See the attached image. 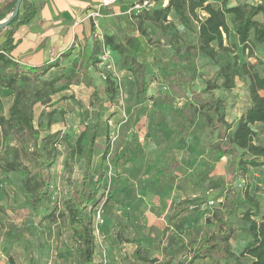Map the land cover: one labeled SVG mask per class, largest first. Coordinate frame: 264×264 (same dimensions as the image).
Segmentation results:
<instances>
[{
  "label": "rangeland",
  "instance_id": "374dc122",
  "mask_svg": "<svg viewBox=\"0 0 264 264\" xmlns=\"http://www.w3.org/2000/svg\"><path fill=\"white\" fill-rule=\"evenodd\" d=\"M128 1L139 0H126ZM248 1L256 4L262 0ZM157 4L158 0L154 5L151 3V6L155 7ZM124 21L125 35L131 36L135 26L127 18H124ZM119 22L121 21L117 20V25H120ZM171 24L167 30L149 25L147 28L150 41L147 42L144 37V41L153 49L150 60L145 62L144 75L147 81L146 92L154 90L150 97L142 99L135 93L134 77L122 69L121 60L117 56H111L112 67L106 72L105 78L98 74L93 77L95 84L102 90L105 112L94 148L96 167L101 162L103 146L108 144L107 155L102 162L105 176L99 199L87 210L92 218L98 264H154V222L147 224L143 218L146 210L154 203L155 195L171 197L174 202L186 198L196 199L185 208L188 211L184 223H172L174 230L179 233L176 242L180 241L179 252L174 256L173 264L187 262L189 255L185 254V261H182L181 253L187 252L189 241L204 236L208 231L204 216L211 214L214 209L223 210L226 199L231 194L239 195L238 192L245 182L252 184L250 191L264 208L262 168L250 169L244 178L234 176L230 167L232 155L227 154L216 160L215 154L210 150V146L217 140V135L206 125L201 114H196L191 126L183 132L180 131L186 114L192 112L189 105L184 108L187 99L198 103L190 92L192 90L199 92L202 98H223L225 117L234 122L249 101V74L237 78L234 88L229 91L215 89L208 93L202 92L205 82L215 77L217 66L198 54L192 34L182 36L173 21ZM188 46L191 47L186 55ZM100 51L99 45L98 53ZM173 51L175 61L172 58ZM243 57L255 64L259 60L264 65L262 48H255L253 54L246 52ZM165 61L177 66L182 76L194 78L190 85L185 87L184 93H172L168 89V72L163 66ZM92 62H95L94 59ZM262 64H258V67L261 68ZM79 65L80 63L75 61L72 69H77ZM72 69L59 67L56 73ZM91 73L94 71L91 70ZM107 78L113 82L111 98L104 90ZM56 98H59L57 107L63 112L55 115V122L50 129L60 131L62 139L57 144L58 157L52 168L51 199L40 206L38 214L34 215L17 190L19 175L8 177L6 185L9 184V192L2 193L0 197V264L74 262L75 243L71 239L67 218L60 216L59 211L62 194L68 188L75 191L78 187L83 162L76 157L70 173L64 172L62 163L68 151L67 142L73 143L83 132L82 142L85 143L87 133L96 118L97 105L90 96V89L86 87L82 72L77 75L75 86L63 95L60 93ZM162 104L169 105L161 107ZM40 110V106L35 108L36 117ZM41 124L42 127L45 124L44 115ZM254 128L257 131V142L264 144V123ZM44 133L45 130L42 129V134ZM123 148L124 159L114 165L112 158ZM128 158H131V162H124ZM157 165H168L169 169L159 174L155 172ZM154 177L157 178L156 190ZM3 181L4 178L0 176V182ZM107 194H111L112 199L103 203ZM238 198L240 199V196ZM207 200L214 202L210 204ZM54 205L56 210L53 217L42 219L41 217L51 212ZM98 212L99 219L96 218ZM198 212H204L205 215L194 217ZM241 212L237 207L235 214L230 217L237 228L230 240L231 248L235 252H238L243 244L238 229L243 224ZM155 234L160 237V234ZM166 239L170 240V237ZM158 264L168 263L163 259ZM191 264L211 262L205 259Z\"/></svg>",
  "mask_w": 264,
  "mask_h": 264
},
{
  "label": "trees",
  "instance_id": "16d2710c",
  "mask_svg": "<svg viewBox=\"0 0 264 264\" xmlns=\"http://www.w3.org/2000/svg\"><path fill=\"white\" fill-rule=\"evenodd\" d=\"M15 1L3 2L0 20L13 10ZM164 1V5L149 6L137 14H132V23L147 42L150 41V35L145 23H150L160 30H167L172 25L170 15L175 18L183 32L192 34L198 54L217 66L215 77L205 82L202 92L208 93L215 89L229 91L234 88L237 78L247 74L250 76L247 84L248 104L234 122L225 117L223 98H202L199 92L192 90L190 92L198 103L187 99L184 108L189 105L192 112L186 114L180 131L183 132L191 126L196 114H201L206 125L217 135L216 142L210 146L216 160L227 154L232 155L231 172L240 178H244L252 168L264 170V144L257 142V131L254 128L264 123V65L259 60L255 64L243 57L246 52L253 54L255 48L264 50V0L256 4L240 0ZM36 10L37 6L33 2L21 0L19 11L5 27V38L0 43V176L5 180L0 182V197L2 193L9 192V184L6 185L8 177L19 175L17 190L34 215L38 214L40 206L51 199L52 168L58 157L57 144L62 139L60 131L50 129L55 122V115L63 112L57 107L59 98L56 97L71 84H75L77 75L82 72L86 87L91 89L90 96L96 101L97 112L85 143L82 142L83 132L73 143L67 142L68 151L62 163L64 172H71L76 157L82 159L83 166L77 189L73 191L68 188L62 194L59 214L67 218L71 239L75 243L73 264H98L92 218L87 210L98 201L105 176L102 162L107 155V143L102 148L100 164L96 167L94 162L96 139L105 115L102 90L82 64L77 69L71 68L68 72L45 77L57 62L33 66L14 59L16 30L18 26L29 22ZM199 10L206 13L205 17H199ZM102 44L118 55L122 69L134 77L137 95L145 99L146 64L138 62L131 50L112 35H104ZM96 46L90 60L94 59L95 62L91 64L98 65V58L93 56ZM190 47H187L186 55L189 54ZM174 55L173 51L172 58L175 61ZM258 64H262L261 68ZM163 66L168 72L166 78L170 92L184 93L185 87L189 86L194 78L182 76L177 66L166 61ZM100 72L99 67V75ZM113 89V82L107 78L104 90L109 93L110 98ZM10 95L12 101L5 116L2 102ZM37 106H40L41 110L36 117ZM43 115L45 124L42 127ZM42 129L45 130L44 134ZM124 157L123 148L112 158L113 164L116 165ZM124 162H131V158L125 159ZM167 169L169 166L164 165L158 168L157 172L161 174ZM251 187V183L245 182L238 192L239 195L231 194L226 199L223 210L214 209L211 214L204 216L208 231L204 236L189 241V258L185 264L205 259H209L211 264H264V208L251 193ZM111 199L112 195L107 194L103 203ZM194 200L196 199L181 200L168 217L174 218ZM237 207L242 210L243 224L238 229L243 244L240 250L235 252L231 248L230 240L237 228L230 217L235 214ZM55 208L56 205L49 214L41 218L53 217ZM199 215L205 214L198 212L194 217Z\"/></svg>",
  "mask_w": 264,
  "mask_h": 264
},
{
  "label": "crops",
  "instance_id": "0c3cea01",
  "mask_svg": "<svg viewBox=\"0 0 264 264\" xmlns=\"http://www.w3.org/2000/svg\"><path fill=\"white\" fill-rule=\"evenodd\" d=\"M7 0H0V8L3 2ZM37 6V10L33 18L20 26L16 30L17 45L13 51L14 59L23 64L38 66L49 62H57V65L52 66L48 73H56L57 68H72V64L77 61L90 72L92 77L95 74L99 75V67L96 64H91L90 56L96 46L95 54L98 56V46H102V38L104 35H112L116 40L122 42L127 46L135 59L138 62H148L149 56L153 55V49L144 41V36L136 30L132 32L131 36H126L124 31V18L133 22L131 15L126 13L127 8L133 1L115 0V2L108 6L101 7L99 12V31L94 29L92 18L86 17L89 10L96 7L102 0H28ZM157 0L153 1L156 2ZM248 1V0H246ZM249 2V1H248ZM166 1L158 0L159 5H164ZM252 3V2H250ZM152 7V6H151ZM199 17H205L206 13L202 10L198 11ZM79 19V20H77ZM169 19L173 21L177 31L183 36L187 34L183 32L178 22L170 15ZM117 20L120 25H117ZM146 27L151 25L145 23ZM153 26V25H151ZM154 27V26H153ZM170 28V27H169ZM168 28V29H169ZM148 31V28H147ZM6 29L0 30V43L5 38ZM124 33V34H123ZM194 43L195 37L193 36ZM111 56H117L116 53L110 51ZM146 56V57H145ZM94 66V68H93ZM91 70L94 73H91ZM97 70V71H96ZM75 84H71L67 89L63 90L61 94L73 88ZM90 89V88H89ZM91 93V89H90ZM136 93V91H135ZM154 94V90L146 92V96ZM136 96V95H135ZM131 98V97H130ZM135 99V97H134ZM12 96L6 97L2 102V111L6 116L7 109L11 104ZM169 104H162L161 107H166ZM161 166H155V172ZM131 168V167H130ZM11 174H8L10 176ZM157 189V178L154 177V190ZM180 201L174 202L172 198L165 196H154V203L144 213V220L154 222V264H158L163 259L169 264H173L175 255L179 252L180 241L178 240V230H174L172 223L178 221H185L187 216V209L180 211L174 218H169L174 206ZM158 233L160 237L157 236ZM170 237V240L166 239ZM177 237V238H174ZM183 245V244H182ZM185 254L189 255V244L187 245V252L181 253L182 261H185Z\"/></svg>",
  "mask_w": 264,
  "mask_h": 264
},
{
  "label": "built area",
  "instance_id": "2783aa9c",
  "mask_svg": "<svg viewBox=\"0 0 264 264\" xmlns=\"http://www.w3.org/2000/svg\"><path fill=\"white\" fill-rule=\"evenodd\" d=\"M113 2H115V0H102L100 4L89 10L86 14V17L92 18L94 29L98 31V34H101L99 31V21H98L99 17L101 16L99 10L101 7L108 6ZM151 3H152L151 0L136 1L128 6L126 13H128L129 15L137 14L143 8H147L151 6ZM97 58H98V66L101 68L100 76L102 78H105L106 72H108L112 67L111 53L108 47L102 44L101 51L98 54ZM213 202H214L213 200H209L210 204H213ZM99 217L100 215L98 212L96 214V218L99 219Z\"/></svg>",
  "mask_w": 264,
  "mask_h": 264
},
{
  "label": "water",
  "instance_id": "95a60500",
  "mask_svg": "<svg viewBox=\"0 0 264 264\" xmlns=\"http://www.w3.org/2000/svg\"><path fill=\"white\" fill-rule=\"evenodd\" d=\"M21 0H16L13 10L2 20H0V29L5 28L11 19L15 17L19 11Z\"/></svg>",
  "mask_w": 264,
  "mask_h": 264
}]
</instances>
